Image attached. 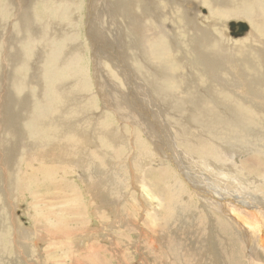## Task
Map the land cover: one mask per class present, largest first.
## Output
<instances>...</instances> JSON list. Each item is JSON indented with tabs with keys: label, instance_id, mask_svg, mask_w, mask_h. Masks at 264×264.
Listing matches in <instances>:
<instances>
[{
	"label": "rangeland",
	"instance_id": "1",
	"mask_svg": "<svg viewBox=\"0 0 264 264\" xmlns=\"http://www.w3.org/2000/svg\"><path fill=\"white\" fill-rule=\"evenodd\" d=\"M174 1V11L170 9L169 13H163L162 9L163 18L173 13L177 17V2L181 0ZM236 1L222 0L225 6L218 7L219 11L215 8L214 18L221 15V21L214 29H218V37L226 40L227 44L234 47L247 43L251 51L253 45L262 43L264 30L258 31V42L251 39L253 31L238 39L230 36L227 23L231 21L245 22L251 30L253 28L247 19L231 17L227 11L229 5ZM260 1L262 4L259 2L257 7L263 13L256 10L254 15L261 13L264 21V0ZM22 2L0 0V114L7 111V114H3L7 116L2 118L5 124H9L0 130V160L4 156L7 159L12 148L16 150L15 158H18L8 168L4 167L5 162L2 164L0 161V215H3L0 216V264H264V255L252 251L258 241L257 236L264 240V177L246 172L241 165L253 154L264 160V106L254 103L260 107L258 110L261 114L255 115L259 122L250 121L244 132L240 131L235 137L234 145L227 143L221 149L217 147L216 142H224L222 138L227 129L222 126L220 129L211 128L210 125L216 123L211 121L210 116L201 117L202 123L199 118L193 117L195 124L189 126L198 129L201 123L199 129L193 131L197 132L196 135L207 133L208 138L201 139L190 133L181 144L176 139L183 133L182 127L175 126L179 120L156 112L141 88L133 91L132 85L142 83L135 72L138 63L133 60L131 67L124 61V55L128 57L127 51L134 55L132 50L138 47L137 40L141 38L144 42L153 25L161 24L158 9L166 0H133L139 18L137 22L114 14V0H29L31 11L25 13L24 10L23 14L29 17L30 27L36 36L32 35L31 29L23 26L26 17L18 12ZM188 3L191 4L186 8ZM210 3H213L212 0H187L184 7L191 14H197L201 26L207 27L211 19L200 18L212 13L208 7ZM100 6L107 9L103 16L98 10ZM59 8L65 13H58ZM173 39L178 46L169 51L172 58L184 59L191 65L189 53L180 47L187 39L186 34L181 33V36ZM135 41V47L128 49ZM185 47L190 49L188 44ZM256 48L264 53V46ZM71 49H77L76 53L81 59L76 69L77 79L65 72L70 63L64 57ZM196 49L199 50L200 45H196ZM112 51H116L117 56ZM99 53L105 56H98ZM55 55L60 56L57 62ZM250 55L253 57V52ZM135 58L141 61L145 56L140 51ZM224 66L228 78L236 74L242 78L244 71L230 68L228 63ZM122 70L124 72L120 74ZM193 71V68H180L170 71V76L179 77L184 73L188 77L190 74L188 81H183L185 90L193 79ZM214 72L207 68L200 69L197 74L212 77ZM49 77L52 78L51 82ZM99 85L124 93L126 109L116 108L117 99L113 105L106 106ZM78 87L81 91L77 90ZM179 90L177 88L172 94L180 96ZM57 91L60 99L55 98ZM68 91H76L81 96L76 100H66L62 94ZM113 94L118 98L117 93ZM44 102L51 103L43 108ZM187 103L189 107H197L193 100ZM68 106L72 107L68 110ZM39 109L48 111L40 112ZM62 110L68 112L66 121L70 129H57L62 132L74 129V134L79 138L78 149L73 147L76 138L70 132L65 133L61 141L56 139L59 132L54 131L55 126H51L52 118L60 115ZM131 111L136 120L140 119L151 129H144L139 124L131 125L129 117H122L130 115ZM227 112L224 111L225 114ZM232 117L244 120L240 115ZM183 119L188 120V117ZM17 120L22 125L19 126L21 123ZM247 126L254 129L247 131ZM8 128L17 135L21 134L22 142L16 141ZM112 129L115 131L113 135L120 140L116 143L117 151L110 156L112 150L107 144V137L108 130ZM171 139L173 143H179L172 150ZM156 147L159 148L158 154ZM170 152L174 153L173 158ZM202 158H205L206 165L208 161L213 163L210 165L212 168L207 166L211 171L206 169L207 176L201 175V170H205V164H202L205 162L200 160ZM221 158L226 167L222 165ZM259 173L264 175L263 170ZM208 179L212 185L206 183ZM156 186H159L157 191L153 189ZM206 195L212 200L218 198L222 203L221 209L214 210L209 203L212 200L208 202ZM240 204L245 206L241 208ZM223 206L228 207L229 211ZM231 208L239 210L240 215ZM102 209L105 212L103 219L97 220ZM36 210L42 217H35ZM240 211H243L242 214ZM83 214L85 222L81 219ZM219 216L225 225L218 221ZM254 221L256 225L260 224L261 229L255 237L248 229V225ZM150 222L153 225L148 227ZM18 227L27 235L16 233L15 228Z\"/></svg>",
	"mask_w": 264,
	"mask_h": 264
},
{
	"label": "bare ground",
	"instance_id": "2",
	"mask_svg": "<svg viewBox=\"0 0 264 264\" xmlns=\"http://www.w3.org/2000/svg\"><path fill=\"white\" fill-rule=\"evenodd\" d=\"M158 1H161V0H158ZM166 1L169 2L170 4L167 3V2H164L162 4V7H160L158 9L159 22L161 24H155V22H152L155 25H153L152 30H151V33L148 36L145 37L144 42H142L140 40L141 38L139 40H137L138 47H136L135 50H132V52H134V55L132 56L129 51L126 52V54L128 55V57H125V55H124V61L126 62V64L128 66L130 65L131 67H133L132 66V64L134 63L133 60H135L138 63V68L135 69V72H136L137 76L140 78V80L142 81V83L141 82H140L141 84L138 83L137 86L132 85V89H133L134 92H137V90H139L141 88L140 90L143 91V93H145L148 96L147 98L150 99L151 106L153 104L152 108L156 112L160 113L162 116H164L166 118L172 117V118H176L177 120H179L177 122V124H175V126L182 127V132L183 133L181 135L177 136V138H176L179 143H181V144L184 143L183 140L184 139H187L186 137L187 136H190V133L196 135L197 132H194L193 130H198L199 127L201 126L200 124L203 122V121H201V117H208V116H210L212 118L211 121L213 123H216V124L210 125L211 128H216V129L219 128L220 129L221 128L220 126H222L223 128L227 129V133L225 134V137L222 138L224 140V142L221 141L223 143H220V141L219 142H216V140H214L216 142V144H217V147L219 149H221V148L225 147V145L227 143L234 145L235 144V141H233V140L236 139L235 137L238 135V133L240 131L241 132H244V129H245L246 125L248 123H251L250 121H257V117H255V115L257 116V115H260L261 114V111L258 110V108H260V107H258V105L254 104V103L256 102V103L261 104V105L264 106V53H263V51H260L259 49L256 48V46H259V47H263L264 46V39H262V43L260 45H257V44L253 45V50L249 51L250 48H249V46H247V43H241L240 45H236V46L233 47L232 45L227 44L226 40L224 41V39L218 37V34H217L218 33V29H214V28H216L215 27L216 24L219 21H221V15H219L216 18H214V10H215V8L218 10V7L221 8L222 6H225V4H224V2H222V0H212L213 3L208 4V7L211 9L212 13L209 16H207V17L200 18V19H203V20H206V18L211 19L209 25H207L208 28L207 27H204V26H201V24H200L201 22H198V15L197 14H195V13L191 14L190 12H188L185 9L184 6H185V3H186L187 0H181V1H178L177 2L178 6H179V9H178V12H177V17L178 18L175 16L174 13L171 16H166V17L163 18V13L168 12L170 9L172 11H174L175 1L174 0H166ZM259 2H261V1L260 0H237L236 2L231 3L229 5V9L227 10L229 12V14L231 15V17H234V18H245V19H247L248 21H250L253 24L252 30L250 29V31H253V32H251V39H253L254 41H257V42H258V39H260L259 38V35H258V31H260L262 29L264 30V21L261 18V16H262L261 13H263V11H262V9H260V8L257 7V4ZM12 3H14V2L12 1ZM100 3H102V2H100ZM191 3L186 4V8ZM181 4H183L182 5V10L183 11H181ZM261 4H262V2H261ZM20 5L21 6L17 5V7L18 6L20 7V9H18L19 10L18 12H21L23 14L24 10H26L25 13L31 11L30 8L32 6L30 5L29 0H23V2ZM114 6H115L114 9H113V13L114 14L117 13L119 16L126 17V18L130 19L132 22L139 21V18H138L137 13H136V5H135V3H133V0H114ZM162 9H163V13H162ZM98 10H99L101 16H103L104 14L107 13V9H105V7H103V6H100ZM256 10H261V13H259V14H257L255 16L254 15V11H256ZM57 11L60 14L61 13L62 14L65 13L60 8H59V10L57 9ZM167 14H165V15H167ZM54 15H55V13H54ZM111 15H112V13L109 14V18L111 17ZM23 17L25 18L26 16L23 14ZM157 18L158 17L154 14V19L157 20ZM20 19H22V18H20ZM163 22H167V23H163ZM168 22H170V23H168ZM179 24H181L179 27H174V26L179 25ZM23 26L24 27H27L28 29H31L32 28V27H30L29 17H26L25 18V21H24ZM22 29H23V27H22ZM98 30L100 31L101 28L98 27ZM142 30L143 29H140V31H142ZM30 32L33 33L32 35L36 36V32L33 29H31ZM103 33H105V32H103ZM181 33H185L187 39H186V41H184L182 43V45L180 47H182L183 49L187 50V52L189 53L190 56H188V57L190 58L192 67L184 59H178L177 57H173L172 58V55L169 52L172 49H176L177 48L178 44L175 42V40L173 38H177L178 36H181ZM227 39H228V37H227ZM236 39H238V38H236ZM159 43L161 44L160 46H158ZM131 44L132 45L128 46V49H133L135 47V45H136V41H135V43H131ZM186 44H188L190 46V49L185 47ZM148 45H151V46L148 48ZM196 45H200V49L199 50L196 49ZM54 48H56V47H54ZM152 50H154V52H152ZM76 51H77V49H71V50H69V52L64 57L66 59V61L68 63H70L69 65L66 66V69H68V71L65 70V72L66 73H69L71 76H74L75 79H77V71H76V69H77V67H78V65H79V63L81 61V59H80L79 55L76 53ZM120 51L123 52L122 49H120ZM140 51L143 52V54L145 56V59H143L141 61H137L135 57H137V55H138V53ZM191 52L193 54H191ZM250 52H253V57L250 55ZM194 53H198L199 55L198 56H195ZM112 54L114 56H117V52L116 51H112ZM124 54H125V52H124ZM57 55H55V57L57 59L56 62L60 60V56H57ZM70 55H71V57H70ZM100 55L105 56V55H103V53H99L98 56H100ZM63 56H64V54H63ZM55 57H54V59H55ZM106 58H108V56ZM186 63H187V65L189 67L186 65ZM226 63H228V66L230 68L236 67L239 70L244 71V74H243L242 78H240V76L238 74L234 75V77L232 76L231 78H228L227 76L229 74L228 73H224V70H227V68L224 66ZM170 64L172 66L171 68H169L170 67ZM180 68H184V69H188V70H190V68H193L194 69V71L192 72L193 79L190 82H188L189 86L185 90L182 87L183 81H188V79L190 78V74H189L188 77L184 73L179 74V77L170 76V71H174V70H177V69H180ZM207 68L213 69L215 71L212 74V77L211 76L198 75L197 74L200 69L206 70ZM242 68H248V69H242ZM61 70H62V68H61ZM195 70H197V72ZM62 71H64V68H63ZM119 72H120V74H122V72H124V71L122 70V71H119ZM49 76H51V75H49ZM181 78H183V79H181ZM225 78H227V80ZM212 79H214L215 82ZM49 81L50 82L52 81V78L51 77H49ZM6 87H5V89H6ZM99 87L103 90L101 92L103 93V95H102L103 98L106 100V102H105L106 106L113 105L114 104V101L117 99L115 101L116 108L117 109H126L125 108L126 96H125L124 93L119 92L116 89H111L109 87H102L101 85H99ZM177 88L178 89L180 88V90H181V92H179L180 90L178 91V93L181 94L180 96H174L172 94V91H176ZM77 90H80L81 91V88L78 87ZM113 93H117L119 95L118 98L117 97L115 98L116 95L113 94ZM39 94H41V92ZM239 94H241L242 96L239 95ZM62 96L66 100H76V99H78L81 96V94L76 93V91L73 92V93L68 91V93H64L63 92ZM55 98L60 99V95L58 94V91L56 92V97ZM246 99L247 100H254V102L245 101ZM189 100L195 101L197 107H189V106H187V104H188L187 102ZM1 101L3 102L2 99H1ZM50 103L49 102H46L43 108H46L47 106H49ZM127 104H128V102H127ZM58 105H60V104L58 103ZM74 105L77 107V105H76L75 102H74ZM70 107H72V106H68L67 107L68 110H69ZM130 107H131V104H130ZM0 108H1V105H0ZM56 110H60V109H56ZM225 110H228V112L226 114L224 113ZM39 111H40V109H39ZM41 111L47 113L48 110L47 109H43V110L41 109ZM3 112H2V114H0V130H2V128H6L4 126H6L8 124V123L5 124V121L2 118V116H4L5 114H7L6 113L7 111L5 113H3ZM25 112H26V110H25ZM74 112H75V110H74ZM45 113H43V114H45ZM67 113L68 112L66 110H62V111H60V115H55V116H53L54 118H52L51 126L52 125H53V127L55 126L54 129H56V130H54V131L59 132L58 133V136L56 137V139L58 141H61L62 140V138H63V136H64L65 133L68 134L70 132L71 134H74V129L72 131H66V132H62L61 129L60 130L57 129V128H60V127L61 128L70 129L68 127L67 121H66V115H67ZM140 113H141V111H140ZM35 114H36V112H35ZM129 114L130 115H128V116L127 115L126 116L124 115L122 117L123 118L129 117L130 118V121L132 122L131 125H137L138 126V124H139V126L141 125L140 127H143L144 129H146V128L151 129L150 126L147 125L146 123L143 124L140 121V119H137L136 120L135 119L136 116H134V113L132 111ZM16 115H18V114H16ZM237 115L242 116L245 121L244 120H240V119L238 120V118L235 119V118L232 117V116H237ZM6 116H4V117H6ZM12 116H14V115H12ZM42 116L43 115H41V118H42ZM20 117H18V118L20 119ZM45 117H46V115H45ZM50 117H52V116H50ZM184 117H188V120L187 119H183ZM193 117H197L201 121V123L198 126V129L197 128L196 129H191L189 127V126H191L195 122V121H193ZM10 119H12V118H10ZM40 120H42V119H40ZM48 120L49 119H47V121ZM18 121L19 120H17V122ZM69 121H70V119H69ZM197 121H196V123H197ZM13 122L15 123V121H13ZM13 122H11V123H13ZM257 122H259V119H258ZM19 123H21V121H19ZM47 123H45V124H47ZM107 124H109L108 121H107ZM172 124H174V122H172ZM256 124H258V123H256ZM14 125L15 124H13L12 126H14ZM20 125H22V123L19 124V126ZM195 126L193 125V127H195ZM14 128H15V126H14ZM20 128H18V129H20ZM121 128H123V127H121ZM246 129L248 131V130L254 129V128L251 127V126H247ZM20 130L23 131L22 129H20ZM20 130H17V131L19 132ZM17 131H15V132H17ZM154 131H156V130H154ZM9 132L12 135V137H15L16 138V141L18 140V141L22 142V136H21V134H18L17 135L12 130H10ZM108 132H109V135H111V137L108 135V137H107L108 138L107 139L108 140L107 144H109V147L112 150L111 153H110V156H113V153H114L113 151H115V152L117 151V149L115 148L116 147V143L120 139L118 138V136L113 135L114 132H115V131H113V129L112 130H108ZM206 134L203 135V133L200 132V134H197L196 136L198 138L204 139V138H208V134L207 135ZM209 135H211V134H209ZM74 136H75L76 139L74 141L73 147L75 149H78L79 148V138L75 134H74ZM133 138H134V136H133ZM160 138H161V136H160ZM222 139H220V140H222ZM170 141H171V150H172V148L175 149V145H176L177 142L173 143L172 139ZM179 143H177V144H179ZM0 144H1V139H0ZM160 145L161 144H158V146H160ZM202 145H203V143H202ZM204 147H205V145H204ZM13 149L14 148H12V150H11V152L9 154L7 153L8 155L6 154L7 155V159L4 156L3 160H0L2 164L5 162L4 163V167H7L8 168V167H10V166H12L14 164L15 160L17 161L18 158L17 159L15 158V151L16 150L14 151ZM50 149H52V147H50ZM180 149H181V147H180ZM169 150H170V148H169ZM155 152L158 154V152H159V148L158 147H156ZM155 154L152 153V155H155ZM169 154L173 158L174 153L172 154V152H170ZM210 154H212V153H210ZM160 155H162V154H160ZM206 156H208V154ZM210 156H209V158L207 157V160L210 159ZM228 156L230 157V155H228ZM152 158H153V156H152ZM188 158H190V157H188ZM217 159L216 160L214 159V161H217ZM177 160H179V158ZM200 160H202L203 162H205V158H202ZM187 162H188V160H187ZM202 164H205L206 168L204 166L203 169H205V170L204 171L201 170L203 172V174L201 173V175L206 174V176H207L206 169L212 168L213 166H210V165H212L213 163H212V161L211 162L208 161V164L209 165L208 164L206 165V162L205 163H202ZM222 165H225L224 164V160H223V164ZM241 165L245 167L246 172H249L251 174L259 175L260 177H264V175H260V173H259L260 170H263L264 171V160H263V158L257 156L256 154H253L250 157H248L247 159H245L244 162H243V164H241ZM194 166L197 167L196 165H194ZM207 166H208V168H207ZM225 167H226V165H225ZM228 168H229V166H228ZM232 168H234V167L232 166ZM237 170H238V168H237ZM220 171H222V170H220ZM227 171H229V170H227ZM215 173H216V170H215ZM222 175H223V173H222ZM35 176L37 177V175H35ZM217 176H215V177H217ZM229 176H231V174ZM238 176H239V174H238ZM208 178H210V177H208ZM200 180L203 181L202 179H200ZM206 180H207V178H206ZM237 181H239V180H237ZM206 183L211 184V180L208 179V181ZM200 184H201V182H200ZM210 187L211 186L209 185V188ZM158 188H159V186H156L153 189L155 191H157ZM195 189H194V191H195ZM164 191H169V190L164 189ZM203 192H207V190L206 191H203ZM254 192L256 193V191H254ZM199 193L202 194L201 191ZM170 196H172V195L170 194ZM170 196H168V197H170ZM200 196H202V195H200ZM175 197H177V195ZM208 197H210V196L206 195V199L207 200L209 199ZM231 197H233V196H231ZM203 198H205V197H203ZM210 200H212V199H209L208 202ZM234 200H235V198H234ZM214 201L216 203H213ZM209 203H210V205L212 206V208L214 210L221 209V204L222 203H220V201L218 200V198L215 199V197H214V200H212V202H209ZM230 203H231V201H230ZM244 204L246 205V203H244ZM240 205H242L241 208H243L245 206L243 204H240ZM223 207L225 208V206H223ZM226 208L228 209V207H226ZM231 210L234 213L237 211V210L232 209V208H231ZM228 211H229V209H228ZM238 211H237V214H238ZM242 212H241V214H242ZM226 214H228V212ZM255 214H257V212ZM1 215H2V213H1ZM238 215H240V214H238ZM238 215H236V216H238ZM254 216H256V215H254ZM35 217L36 218L37 217H42V214L38 210H36L35 211ZM235 218L236 217L234 216V219ZM81 219H82V222H85L84 214H83V217ZM234 219H232V220H234ZM238 219L241 220V219H244V218H238ZM216 220H217V218H216ZM45 221H47V220H45ZM218 221L220 223H223V220L220 218V216L218 217ZM260 222L261 221H259V223ZM232 223L234 225V222H232ZM259 223H258V225H256L255 224V221H254V222H252V223H250L248 225L249 232L252 234L253 237H255V235L260 234V230L261 229L259 227V225H260ZM261 223H263V221ZM223 224L225 225V223H223ZM223 224H219V225L221 226ZM152 225L153 224H151V222H150L148 224V227H151ZM263 227H264V225H262V228ZM15 230H16V233H21V235H23V236L27 235L22 230V228H20V227L15 228ZM50 234H52V233H50ZM257 238H258V241L255 244V246L253 247L252 251L253 252L256 251V254H258V255H264V240L261 238V236H257ZM251 241H252V239H251ZM253 242H255V241H253Z\"/></svg>",
	"mask_w": 264,
	"mask_h": 264
},
{
	"label": "water",
	"instance_id": "3",
	"mask_svg": "<svg viewBox=\"0 0 264 264\" xmlns=\"http://www.w3.org/2000/svg\"><path fill=\"white\" fill-rule=\"evenodd\" d=\"M230 36L233 38H242L250 31V27L245 22L231 21L227 24Z\"/></svg>",
	"mask_w": 264,
	"mask_h": 264
},
{
	"label": "crops",
	"instance_id": "4",
	"mask_svg": "<svg viewBox=\"0 0 264 264\" xmlns=\"http://www.w3.org/2000/svg\"><path fill=\"white\" fill-rule=\"evenodd\" d=\"M103 211H104V209L101 210V213H100V216H99L100 219L97 218V220H102L103 219V216H104L103 214H105V212H103Z\"/></svg>",
	"mask_w": 264,
	"mask_h": 264
}]
</instances>
